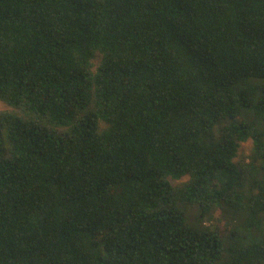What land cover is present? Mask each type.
<instances>
[{
    "label": "trees",
    "instance_id": "obj_1",
    "mask_svg": "<svg viewBox=\"0 0 264 264\" xmlns=\"http://www.w3.org/2000/svg\"><path fill=\"white\" fill-rule=\"evenodd\" d=\"M0 100V264H264V0H0Z\"/></svg>",
    "mask_w": 264,
    "mask_h": 264
},
{
    "label": "rangeland",
    "instance_id": "obj_2",
    "mask_svg": "<svg viewBox=\"0 0 264 264\" xmlns=\"http://www.w3.org/2000/svg\"><path fill=\"white\" fill-rule=\"evenodd\" d=\"M9 108L11 107L8 104L0 100V111L3 109H9ZM251 146H252L251 140L244 142L242 146L240 147L239 156L236 158V161L243 162L244 156L249 154ZM245 160L248 161V159H245Z\"/></svg>",
    "mask_w": 264,
    "mask_h": 264
}]
</instances>
